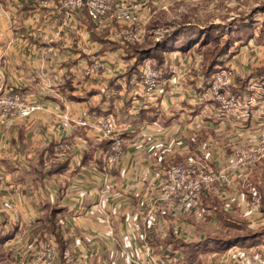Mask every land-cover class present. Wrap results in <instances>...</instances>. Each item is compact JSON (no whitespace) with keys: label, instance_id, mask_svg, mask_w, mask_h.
Returning a JSON list of instances; mask_svg holds the SVG:
<instances>
[{"label":"crops","instance_id":"1","mask_svg":"<svg viewBox=\"0 0 264 264\" xmlns=\"http://www.w3.org/2000/svg\"><path fill=\"white\" fill-rule=\"evenodd\" d=\"M179 1L154 0L141 12L144 37L134 46L169 49L157 68H175L180 76L150 100L139 74L153 61L138 65L125 53L131 45L116 35L127 26L112 11L99 25L84 10L65 12L60 0H0V93L17 87L45 108L13 124L0 158V239L8 238L0 244L26 251V264L30 244L51 239L60 252L87 251L86 264L147 262L164 253H170L166 264H264V163L241 173L229 159L235 144L264 134V116L256 112L240 124L208 96L199 100L211 79L200 42L175 36L148 43L155 15ZM261 49L251 38L216 59V68L233 74L232 93L264 76L254 69ZM94 60L107 71L84 77V64ZM62 115L113 118L119 152L88 130H63ZM188 157L218 181L193 208L157 202L164 171Z\"/></svg>","mask_w":264,"mask_h":264},{"label":"built area","instance_id":"2","mask_svg":"<svg viewBox=\"0 0 264 264\" xmlns=\"http://www.w3.org/2000/svg\"><path fill=\"white\" fill-rule=\"evenodd\" d=\"M139 1L146 2V0H137L134 4L118 3V6L110 9V0H60L65 12L84 10L90 20L99 25L105 23L108 13L112 11L115 21L125 23L129 27L127 31L117 34L116 38L130 45L141 43L144 37L137 17V11L142 6ZM105 71L107 67L99 60H94L90 64H84L82 75L89 77ZM232 79L233 74L230 69H217L211 76L208 88L198 97L199 100L203 101L208 96L221 115L228 114L236 118L240 124L247 123L256 112L259 114L257 116H264V76L249 78L245 88L238 94L231 92ZM178 80L180 76L175 68H155L149 63L142 66L139 74L142 95L150 100L164 93V86L170 82L176 83ZM44 110L41 103L23 98L17 87L8 95H0V157L4 150L5 133L11 126L17 120L27 119ZM60 120L63 130L71 127L88 130L99 140L111 141L114 153L119 152V127L113 118L73 120L62 115ZM114 159L115 157L109 158L108 163L113 164ZM229 159L231 168L241 173L257 164L264 163V134L235 144ZM217 181L218 176L215 172L192 157H188L184 164L164 171L156 201L174 204L181 209L193 208L197 206L202 192L211 190L212 185ZM1 182L2 174H0V185ZM252 205L255 208L258 207L256 199L252 200ZM28 249V253L32 255L31 264H58L60 258L61 264H86L89 258L88 252L84 250L76 252L65 249L60 252L52 241H34ZM22 252L25 257L26 251ZM165 259L170 260V253H164L159 260L149 258L147 262H140L129 257L128 262L129 264H166Z\"/></svg>","mask_w":264,"mask_h":264},{"label":"rangeland","instance_id":"3","mask_svg":"<svg viewBox=\"0 0 264 264\" xmlns=\"http://www.w3.org/2000/svg\"><path fill=\"white\" fill-rule=\"evenodd\" d=\"M139 2L142 6L137 11V17L141 23L142 10L148 8V4L154 0ZM118 3L134 4L137 3V0H118L116 2L110 0V9L118 6ZM116 23L126 25L118 21ZM234 24L235 26L232 27ZM128 29L129 27H127ZM147 36L150 44L156 40L162 42L164 38L180 36L182 40L188 39L196 43H205V50H209V52H213L216 48L224 50L232 44L239 46L241 42L253 38L264 51V0H199L198 2L181 0L173 8L160 11L155 15ZM130 47L139 49L134 45L128 46L125 48L127 55H130ZM262 54V57L257 61L258 66L254 68L260 71H264V53ZM259 64L262 65L259 66ZM8 93L10 94V92ZM8 93H0V95L5 96ZM20 95L24 98L21 92ZM247 233L243 234V239ZM235 238L236 236L230 235L226 239L231 241ZM221 239L225 241V238ZM44 241L54 242L52 239ZM0 264H26V258L23 257L21 250H13L12 245L0 244Z\"/></svg>","mask_w":264,"mask_h":264},{"label":"trees","instance_id":"4","mask_svg":"<svg viewBox=\"0 0 264 264\" xmlns=\"http://www.w3.org/2000/svg\"><path fill=\"white\" fill-rule=\"evenodd\" d=\"M198 46H201V48H203L204 50H202L203 52V57H204V65H205V74L207 75V77H210L213 75V73L219 69L218 67L216 68V59L219 58L221 55H223V53L225 51H227V49L230 47L227 46L224 50H218V48H216L213 52H209L205 50L206 48V45L205 43H199ZM153 50H154V53H153ZM169 49H161L159 50V47L158 45L155 46L154 49H152V53H151V50L150 51H147V50H143L142 48L139 47V49L137 50V48H133V47H130V55H132L133 57L136 58V63L138 65H143L145 63V61H147L148 59H152L153 61V67L157 68L159 67V60H160V57H161V54L163 51H168ZM171 50V48H170ZM129 54V53H128ZM211 78V77H210ZM245 88V85L242 87V90ZM241 90V91H242ZM236 94H238V92H236ZM6 239L8 238H2V240L0 239V243H4L6 241ZM39 242V241H38ZM175 246H177L175 244ZM180 247V246H179ZM190 250L192 251L193 248L190 247ZM193 253L191 252V255ZM190 259L191 257H189V260L188 262H190Z\"/></svg>","mask_w":264,"mask_h":264}]
</instances>
